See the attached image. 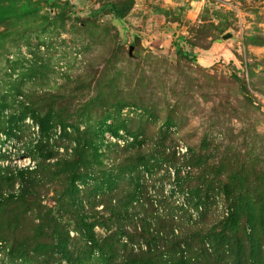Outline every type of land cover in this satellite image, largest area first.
<instances>
[{
	"label": "rangeland",
	"instance_id": "rangeland-1",
	"mask_svg": "<svg viewBox=\"0 0 264 264\" xmlns=\"http://www.w3.org/2000/svg\"><path fill=\"white\" fill-rule=\"evenodd\" d=\"M38 165L0 203V264H173L117 233L137 187L189 264H264V0H0V170Z\"/></svg>",
	"mask_w": 264,
	"mask_h": 264
},
{
	"label": "trees",
	"instance_id": "trees-1",
	"mask_svg": "<svg viewBox=\"0 0 264 264\" xmlns=\"http://www.w3.org/2000/svg\"><path fill=\"white\" fill-rule=\"evenodd\" d=\"M120 12V11H119ZM124 12H120V17H123ZM180 52H185L184 50H180ZM185 55L187 53H184ZM50 115V114H49ZM49 115H46V117L40 118V116H36L34 119L36 124L39 126V131L41 135L45 139V143L47 144L49 140H51V137L54 135L52 122L54 121V118ZM66 129V128H65ZM43 141L36 144L30 143L27 145L26 149L28 154L30 156H35L37 154H40L44 156V152H48L46 147L47 145ZM77 145L75 147V152H84L85 148L83 142H76ZM96 149V147H95ZM37 152V153H36ZM36 153V154H35ZM46 157V155H45ZM46 160V159H45ZM43 165L44 162H41ZM73 165H78V161L72 163ZM41 168V165L36 166V169H31L30 167H24V168H17L16 170L10 171V170H0V185L1 183L5 186H15V184H20V188L15 191L13 195L8 196V198H3L2 195H0V203L3 201H11V200H22L23 198L27 197L29 192V187L33 185V181L36 179L34 177V174L38 169ZM77 168V167H76ZM76 168L71 169L73 172L76 170ZM132 168L131 170H133ZM124 173V172H123ZM132 174H134V170L131 171ZM81 174L75 173V175H72L70 177V188H76L75 184L81 178ZM85 178L88 175H84ZM181 187V186H180ZM108 188V189H107ZM105 189V188H104ZM107 190H111L110 193L114 194V197L111 196V201H113L114 198L117 200H121L122 190L120 187H117L116 185H111L109 187H106ZM105 189V190H106ZM73 190V189H71ZM115 190V192H114ZM192 191V189L190 190ZM73 199H75V194L72 193ZM78 197V196H77ZM145 193L142 191V187H137L132 190V197L128 200L127 203H125L123 206H120L119 209L113 210V215H116L120 218H123L122 220H117L116 226H117V233L119 236H122L125 229L133 224V234H129V238H131L132 241H137L140 237L143 238L144 242H146L149 246V248L154 247V254L152 255L154 257L155 262H157L159 259L164 260L165 262L171 261L173 264H189L191 263L193 250H191V239L190 236L189 239V233H183V228L188 229L189 227L187 225H178L176 222V219L172 214H168L162 216L161 214H157L154 210V207H152V203L150 204V209H146L148 205L145 203ZM193 202V199L191 200ZM112 205V202L110 203ZM139 205L142 206L144 211L143 218L137 217ZM239 206V205H237ZM184 218V216H183ZM139 221L142 223L143 229H141L139 224ZM132 226V225H131ZM94 228V224H90V228ZM141 229V231H140ZM178 229L180 232H178ZM223 229L225 230V225H223ZM85 230V228L83 229ZM190 230V229H189ZM188 230V232H189ZM89 232V231H88ZM87 237L90 239L89 234H87ZM222 239H226L225 235H221ZM223 240V241H224ZM165 246V250L161 251V247ZM182 246H186V249H189V252L185 255L184 250L180 251Z\"/></svg>",
	"mask_w": 264,
	"mask_h": 264
}]
</instances>
